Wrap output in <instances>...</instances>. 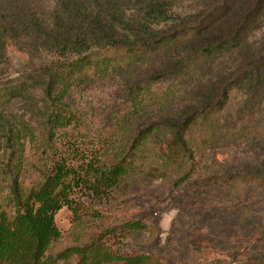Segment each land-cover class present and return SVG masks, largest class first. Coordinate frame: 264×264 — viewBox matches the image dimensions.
Masks as SVG:
<instances>
[{"label":"rangeland","instance_id":"rangeland-1","mask_svg":"<svg viewBox=\"0 0 264 264\" xmlns=\"http://www.w3.org/2000/svg\"><path fill=\"white\" fill-rule=\"evenodd\" d=\"M63 1H0V212L6 215L0 223L5 241L15 237L24 211L11 191L17 178L24 199L32 189L42 197L34 204L32 219L47 237L43 264H78L82 248L100 244L126 259L102 254L95 264H264V180L249 176L264 175V81L256 96L241 85H232L224 96L239 49L230 46L197 57L193 49L199 45L186 41L126 66L118 64L131 53H98L99 61L82 75L76 73L60 88L57 83L50 99L43 77L54 67L89 52L90 43H95L92 49L130 43L123 24L116 37L94 32L84 7L76 13ZM179 1L185 14L195 13L189 18L194 22L188 21L195 26L219 7L232 3L234 12L261 2ZM116 4L128 13L142 9L138 0ZM212 30L199 42L220 39L222 31ZM243 31L264 54V11ZM68 32L81 33L77 49ZM93 34L98 38L91 41ZM210 101L219 104L208 109ZM196 109L202 113L186 130L193 160L183 166L163 161L170 133H148L138 149H130L142 129L163 121L178 124ZM58 110L67 124L50 139L45 111ZM9 128L16 131L13 145L5 136ZM120 152L134 157L132 174L108 190L95 189L96 176L88 164L93 159L109 166ZM61 157L71 166L66 179L47 180L40 174L39 169ZM9 158L18 163L17 170L7 164ZM185 169L190 176L178 183ZM234 172L244 191L220 178ZM140 255L147 258L141 261Z\"/></svg>","mask_w":264,"mask_h":264},{"label":"trees","instance_id":"trees-1","mask_svg":"<svg viewBox=\"0 0 264 264\" xmlns=\"http://www.w3.org/2000/svg\"><path fill=\"white\" fill-rule=\"evenodd\" d=\"M117 1L119 0L63 1V4L70 5L76 13L84 7V11L90 14L89 19L91 18L88 20V25H90L88 28L92 29L94 32H101L105 35H109V37H116V35L121 32L120 28L123 24L124 28L128 30L125 36L130 40V43H112L103 47L104 49L102 47H99L101 49H92L95 43H90L91 50L89 52L87 51L84 54L80 53L81 55L76 59H72V61H68L65 66L54 67L53 72L48 75V77H43L44 82L47 84L46 91L50 99H52V89L54 90L56 88L57 83L59 87L60 84L63 85L64 82H70V80L74 79L76 73L77 75H82L87 67H91L99 61L100 58L96 56L98 53L103 51H124L131 53L132 55H128L124 63L118 64L119 66H126L141 59L146 60V58L152 57L156 50L162 49L166 45H174L186 41L193 42L196 46L199 45L193 49L197 57L200 54L216 52L230 46H235L239 49L240 57L233 68V73H231L228 78L231 80V83L224 92V96H226L228 89L232 85L247 86L250 94L252 93L253 96L258 92L259 88H262L264 81V54L258 48L251 46L243 30L252 18L255 19L257 14L264 11V0L255 4L253 8L247 5H241L237 7L234 12H232L234 9L232 3L223 9H221V7L214 9L215 7H213L212 9H214V11H209L211 12L209 14L210 16L206 17V19L197 26L192 25V23L189 24L190 22H194L189 20L190 15L195 13L191 12L185 14V12L182 11L184 9L179 7V0H138L142 4V9L139 13H128V9L116 4ZM226 2L228 4V1ZM63 4L60 6V10L65 12ZM234 14L236 17L233 21H230V19L234 17ZM114 15H117L118 18L113 17ZM62 19L64 18L62 17ZM118 21L121 25L116 23ZM221 24H223V26L220 27V29L218 26ZM181 26H183V28H180ZM215 27L216 31H222V33H220L222 34L220 35V39L219 37L217 39L209 38L204 42H199L203 35L205 38L211 35L214 32L212 29ZM88 28L86 27L87 30ZM217 28L219 29L217 30ZM54 29L57 30V27ZM93 35L91 41L98 38L96 34ZM67 38L70 40V45H74V49L82 45L76 41L77 38H81V33L79 35L75 32H68ZM105 60L112 61V58L105 57ZM189 65L185 67L187 70L189 69ZM95 66L97 67V65ZM98 67L95 72L98 71ZM57 90L59 91L60 89L57 88ZM218 102L219 101H210L206 104V108L212 109L219 104ZM59 111L60 110L54 113L45 111L47 112V114H45V130L50 139L56 136L58 128L67 124V121H61L62 119H60ZM201 113L202 109H196L190 116L186 117L178 124L166 121L151 124L139 132L138 137L130 149L132 150L136 147L138 149V146L144 138L143 136H146L148 133H170L171 137L165 143L166 148L162 149L161 152L162 159L164 162L170 163L171 165L183 166L185 162L194 159V148L186 137V130L193 121L198 119ZM15 132L16 131L12 128L5 131V136L11 145L14 143ZM122 154V152L118 153L116 157L117 161L112 162L109 166H102L100 163H94L93 159L91 160L88 164V168L94 169L92 175L94 174V176H96L93 183L95 189L108 190L117 185L124 176L132 174L136 161L134 157L128 159L124 154L123 157L119 159L118 157ZM64 160V157L54 159V163L48 169H39L41 170L40 174L43 177L45 176L47 180L53 179L61 181L66 179L67 176L70 175L71 166H66ZM7 164L13 169L17 170L19 168L17 167L18 163H14L10 158ZM185 170L184 174L179 178L178 183L184 182L190 176L191 170ZM11 172L13 173L12 170ZM249 176L250 180H264V175L262 174H249ZM216 178H218V176ZM220 178H225L226 181L229 180L233 185L235 184V187H238L239 191H244L239 181L241 178L239 173L234 172L231 175H223ZM34 190L35 189H32L31 194L24 199V193L17 178L11 186V191L19 206V210L22 209L24 211H18L21 212L19 215H22V220H19L18 224L15 226V237L13 239L8 237L5 241V229L1 230L0 223V264H43L41 256L45 248L47 237H45L43 227L40 228L41 224H38L37 221L32 219V214L34 212L32 209L35 207V202L39 199L42 200L38 191ZM0 216L3 217L2 220H4V216L6 215L0 212ZM20 229H23L25 233L22 234V230ZM95 249H98L97 253H95ZM82 250L83 252H80L78 264H95L98 262V257L102 256V254L109 255L117 260L126 259L125 255H116L114 251H111L110 248L103 244L97 247L86 246L82 248ZM137 257L141 261L147 258L143 255Z\"/></svg>","mask_w":264,"mask_h":264}]
</instances>
